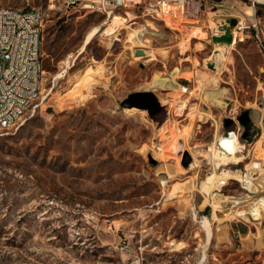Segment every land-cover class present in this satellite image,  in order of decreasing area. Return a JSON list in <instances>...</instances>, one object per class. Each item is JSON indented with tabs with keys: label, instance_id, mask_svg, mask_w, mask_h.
Instances as JSON below:
<instances>
[{
	"label": "rangeland",
	"instance_id": "rangeland-1",
	"mask_svg": "<svg viewBox=\"0 0 264 264\" xmlns=\"http://www.w3.org/2000/svg\"><path fill=\"white\" fill-rule=\"evenodd\" d=\"M65 3L0 0L44 11L41 94L0 134V264H264V213L226 214L227 198L214 190L218 161L264 162V2L205 0L208 21H178L180 29L131 6L115 15L135 27L128 20L110 35L114 14ZM231 18V31L245 21L251 37L214 42ZM146 22L155 34L129 41ZM142 92L156 95L157 115L134 106ZM179 100L187 103L181 113ZM245 109L253 144L240 160L207 152Z\"/></svg>",
	"mask_w": 264,
	"mask_h": 264
},
{
	"label": "built area",
	"instance_id": "built-area-1",
	"mask_svg": "<svg viewBox=\"0 0 264 264\" xmlns=\"http://www.w3.org/2000/svg\"><path fill=\"white\" fill-rule=\"evenodd\" d=\"M74 2H91V11L106 13L108 17L116 16V11L121 9L139 6L141 16L146 20L148 17H161L170 29H178L173 26V21L186 22L193 27L210 13L206 11L205 0H69L65 3L66 8L74 7ZM256 2L263 4L252 0L253 6ZM21 11H30V19H21ZM43 20L44 11L40 8L18 9L0 5V134L11 128L41 94ZM130 22L134 27L137 24L135 19ZM239 29L240 32L232 30L234 43L251 37L250 25L245 21ZM150 33H155V30L150 28L147 34ZM224 33L222 30L219 35ZM256 34L259 37V33ZM259 45L264 48L263 42ZM229 118L232 127L225 129L207 152L217 151L224 158H240V154L253 143L248 137L243 138L245 127L238 114ZM239 162L229 159L216 163L219 177L214 190L227 198L221 204L224 213L229 210L237 214L238 219H248L249 216L257 219V211L260 216L264 213V187L260 188L254 180H264V162L256 159L244 167H237ZM210 175L215 176V172ZM234 183L240 187V194L226 193L224 190ZM249 198L254 199L250 201Z\"/></svg>",
	"mask_w": 264,
	"mask_h": 264
},
{
	"label": "bare ground",
	"instance_id": "bare-ground-1",
	"mask_svg": "<svg viewBox=\"0 0 264 264\" xmlns=\"http://www.w3.org/2000/svg\"><path fill=\"white\" fill-rule=\"evenodd\" d=\"M258 1H263L264 2V0H258ZM66 3H69V0H66ZM74 7H83V8H88V9H90V10H93V3H91V2H74ZM250 9H251V11H250V13H246V15H248V16H254V12H253V7H251L250 6ZM119 16V15H118ZM118 16H114L115 18H113V21L111 22V24H109L108 25V28L106 29V30H104V33H106V34H108V35H110V34H115L119 29H123V28H125V27H128L127 26V24H126V22L128 21V20H131V19H133V18H130L129 19V17H118ZM21 19H30V11H21ZM148 20H150V21H153V22H155V21H161L162 22V18L161 17H148ZM243 20V19H242ZM152 22V23H153ZM151 22H146L144 25H142V27H140V28H133V34L132 35H129V41H132V42H138L139 44H146L145 43V41H144V39H143V36H144V34L146 33V32H149V30H150V28L151 29H157V26H156V28L154 27V23L152 24ZM172 24H173V26L174 27H177V28H181V27H184V26H181V23L180 22H178V21H173L172 22ZM167 27H168V25H166ZM190 30V29H189ZM189 30H187V31H189ZM201 30V28L200 27H194L193 29L191 28V30H190V34L192 35V36H196L197 34H198V32H201L200 31ZM155 34V33H154ZM190 34H189V36H190ZM200 34H198V36H199ZM238 35V34H237ZM92 36H93V34L92 33H90L89 35H88V38H87V40H86V42H89L90 41V39L92 38ZM189 40H190V37H188V38H186V39H184L182 42H181V47L182 48H186V47H188V45H189ZM85 42V43H86ZM145 46V45H144ZM139 52H141V51H139ZM142 52H144V53H148V51L146 50H142ZM218 55V54H217ZM216 55V56H217ZM221 55V54H220ZM147 57H148V55H146ZM145 57V56H144ZM218 57V56H217ZM176 74V73H175ZM168 78V77H167ZM161 79V78H160ZM162 82V81H161ZM155 84V83H154ZM152 86V85H151ZM71 97V96H70ZM179 99V98H178ZM187 103H186V101H184V100H179L177 103H176V107H177V111H179V113H181L184 109H185V105H186ZM143 111V110H142ZM182 132H184V133H182ZM181 133H177L176 134V136L172 139V141H171V145H170V148H169V152H168V154L167 155H171V154H173L174 153V151H175V149H176V142H177V137H179V136H181L182 138H184V137H186V136H188V134H189V130H184V131H182ZM185 140H186V138H185ZM185 140H183L184 141V144H185ZM237 158V157H236ZM239 160H240V158H239ZM195 164V163H194ZM193 165V164H192ZM216 178L213 176V175H209V177L207 178V181L205 182V187L204 188H206V189H209L210 188V186H211V183H214ZM254 183L256 184V185H258L260 188H263L264 187V180L263 179H259V178H256L255 180H254ZM219 196V195H218ZM217 200V199H216ZM217 202V201H216ZM215 202V203H216ZM219 203V202H218ZM217 203V204H218ZM216 205V204H215ZM217 207V206H216ZM257 213V219L258 218H260V213L257 211L256 212ZM227 214H230V212H229V210H227ZM209 235V234H208ZM180 242V241H179ZM180 244V243H179ZM182 244H184V243H182ZM177 246V245H176Z\"/></svg>",
	"mask_w": 264,
	"mask_h": 264
},
{
	"label": "water",
	"instance_id": "water-1",
	"mask_svg": "<svg viewBox=\"0 0 264 264\" xmlns=\"http://www.w3.org/2000/svg\"><path fill=\"white\" fill-rule=\"evenodd\" d=\"M237 24L236 18H231L230 25L227 26L225 33L221 35H213L212 40L216 43H224V44H231L233 42V35H232V26H235ZM140 49L137 50V52ZM135 107L147 109L151 116L157 115V112L159 111L161 105L158 101L156 95L152 92H142L137 96V99L134 103ZM239 121L245 128H249L252 125V119L250 116V110L245 109L240 115H239ZM232 127V126H231ZM228 127V128H231ZM249 135V131L245 130L243 133V138L246 139ZM191 160V155L189 152H184L183 154V163L187 165L189 161Z\"/></svg>",
	"mask_w": 264,
	"mask_h": 264
},
{
	"label": "crops",
	"instance_id": "crops-1",
	"mask_svg": "<svg viewBox=\"0 0 264 264\" xmlns=\"http://www.w3.org/2000/svg\"><path fill=\"white\" fill-rule=\"evenodd\" d=\"M208 18H209V14L205 17L204 22L208 21ZM202 23H203V21H202ZM171 244H173V243L171 242ZM170 250H177V249L171 248ZM185 263L188 264V260H185Z\"/></svg>",
	"mask_w": 264,
	"mask_h": 264
},
{
	"label": "trees",
	"instance_id": "trees-1",
	"mask_svg": "<svg viewBox=\"0 0 264 264\" xmlns=\"http://www.w3.org/2000/svg\"><path fill=\"white\" fill-rule=\"evenodd\" d=\"M210 207H208V210H209Z\"/></svg>",
	"mask_w": 264,
	"mask_h": 264
}]
</instances>
